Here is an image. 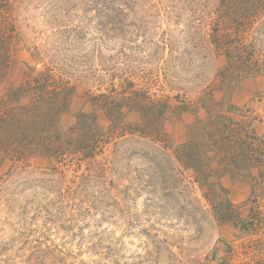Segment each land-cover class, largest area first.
<instances>
[{
    "label": "rangeland",
    "instance_id": "rangeland-1",
    "mask_svg": "<svg viewBox=\"0 0 264 264\" xmlns=\"http://www.w3.org/2000/svg\"><path fill=\"white\" fill-rule=\"evenodd\" d=\"M223 7L0 0V264H264V189L207 169L199 184L178 157L215 113L264 141V68L245 77L226 54L244 27L222 38ZM255 35L264 59V24ZM42 84L66 100L52 124L24 110ZM160 128L163 144L148 135Z\"/></svg>",
    "mask_w": 264,
    "mask_h": 264
},
{
    "label": "trees",
    "instance_id": "trees-1",
    "mask_svg": "<svg viewBox=\"0 0 264 264\" xmlns=\"http://www.w3.org/2000/svg\"><path fill=\"white\" fill-rule=\"evenodd\" d=\"M222 4L224 7L221 8V11L226 9V16L217 15L219 31L222 30L221 37L223 38L224 36L232 35L230 30L229 32H227V30L229 29L228 27L232 28L233 24L236 22L238 25L242 26V28L244 27L242 31L234 34L237 42L235 46H232L231 50H225L226 54L229 55L230 51H233L236 54V57H234L235 55L233 53L231 61H233L234 64H237L239 71L246 72L247 75L245 77L251 76L249 69L252 68L258 71L256 74L260 75V71L264 68V59L263 54H261L262 50H258L256 47L257 38L255 33L257 29L259 28L260 30L262 24H264V0H235L232 5H230L228 0H222ZM239 4L245 8V11L249 10L253 15L244 21L237 18L238 13L233 12L231 6ZM224 27H226L227 30ZM234 30H236V28H233L231 31ZM231 76L233 75L231 74ZM47 81L48 80L44 81V83ZM110 98L111 97L105 98L102 102L106 104V106H104L106 113L109 111L111 112L112 108L115 110L112 112L114 114L109 113L112 124L114 120L118 118L119 110L117 108V99L112 98V100H110ZM65 101L61 89L58 91H54L53 89L50 90L49 87L42 84L38 90V94H36L31 100L32 104L26 106L24 110L29 117L32 114H35L36 118L39 120H44L46 124L47 122L52 124L55 119L54 117L61 111V104H65ZM16 109L17 107H14L12 110L15 111ZM229 109L235 111V118L238 115L243 116L238 114V112L244 114L250 111L237 109L232 104ZM215 114L214 117L205 119L204 123L197 121L198 126L192 128L191 137H189L187 143L178 148L179 160L184 167L194 173L195 179L199 184H202L204 181L202 175L206 172V169L209 172L217 173L222 176L226 173L232 172V174H238L245 179L253 178L255 181L253 188L257 194L255 197H258V192L264 189V171L261 172V170H264V141L259 140L255 136L253 137L251 134L252 130L249 129V126H252V123H248L244 120H236L231 116H225L224 113ZM148 115L150 119H156L157 117V114L153 109L152 111L149 110ZM9 122L10 121H7V118L4 117V123L7 126L10 124ZM204 124L208 125L207 127L210 128H207ZM37 129L38 127L36 130ZM129 133L131 136H134L137 134V130H132V132ZM9 134L10 133H7V135ZM5 135L6 133L4 134V137ZM148 135L149 137H152L151 140H153V142L157 141L159 144H163L166 139V134L161 131V128L153 130V132L148 133ZM11 136L13 135L11 134ZM144 138L146 137L143 136V139ZM229 149L230 153L226 160L213 162L217 157L220 158L222 154H226ZM207 160H209L208 164H205ZM212 162L213 164H220V168L215 166L217 168L216 171L210 168L213 167V164H211ZM254 169L257 171L256 176H253L252 173ZM262 211L263 210L257 212L255 210V215H259L260 217ZM254 219L244 220V227L248 230L255 228L256 225L259 224L258 220L260 218L257 217L256 220ZM244 231L246 230L244 229Z\"/></svg>",
    "mask_w": 264,
    "mask_h": 264
}]
</instances>
